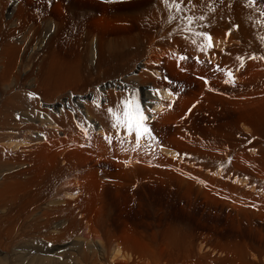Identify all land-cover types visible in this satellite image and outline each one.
Segmentation results:
<instances>
[{
	"label": "bare ground",
	"instance_id": "bare-ground-1",
	"mask_svg": "<svg viewBox=\"0 0 264 264\" xmlns=\"http://www.w3.org/2000/svg\"><path fill=\"white\" fill-rule=\"evenodd\" d=\"M75 1L76 3L80 2L83 4V1L87 2L89 0ZM75 6L77 5L75 4ZM1 10L0 7V19L3 17ZM168 12L169 17H167L168 20H170L171 11ZM18 15L19 13H17L15 5L11 10H8L7 17L9 19L13 17L11 21L12 27L18 25L20 22L16 18ZM138 16L141 17L142 21L147 19L148 24H143V26H141L142 28L138 27L141 29L140 33L134 34L142 37L139 38L141 39V42H138L139 46H135V48L137 47V50L134 48L135 51L132 53L133 48H130L132 50H129V53L126 52L127 54L125 55H127V60L130 63L131 60L136 59V56L139 55V50H142L140 58L144 57L140 60L137 59L138 61L133 63L132 66L129 65L130 67H126L127 69L129 68L126 70V74L123 76L119 75L120 77L117 76L118 78L113 76V78H110L111 75L109 77V63H111L112 60L109 63L106 61L110 56L108 58L106 57L103 45L106 43L108 48L111 46L113 47V45L117 43L116 40H119V38L94 36L93 33L90 32L91 29H89V31L85 33L84 40L81 41L80 48L75 49L77 47L70 46L72 45L71 40L76 36V31H63V28H61L63 27L61 20L58 19L56 21L48 18L46 23L42 25V28H53L52 31L62 29L64 34L63 37L66 42L65 46H69L76 50L74 51L77 53L75 58L80 61L82 68H79L80 70H77L76 66L75 68L82 73V75H79L82 77L80 80L76 77L77 79L75 78V81L72 80V83L68 86H66V84L63 86L67 81L71 82L72 78L69 76L68 71H63L65 74L62 75L60 71L61 69H57L56 71L49 70L50 67L55 65L58 67L56 64L58 59H55L50 52L46 54V46L44 45V42L43 49L35 51L34 53L37 55L38 53L45 52L42 57L43 59L46 57V59L43 65H41V62H38L33 67L30 66L33 69L28 68L29 72L32 71L33 75L36 73L37 75L36 77L33 76L35 79H31L30 83L28 82L29 85H27V87L23 85L24 83L22 82L25 75L23 74L24 76L21 77L22 73L20 74V69L23 66H27L25 63L26 57L22 54L23 50H25V45L23 43L14 44L15 40L10 41L9 38L1 43L0 80L4 81L11 78L14 93L12 96L5 97L3 101L0 100V121L1 119H8L12 123L6 122L4 124L14 125L11 129L13 132L16 131V133L14 132L16 137L22 139L21 141L27 137L33 145L31 150L32 156L27 158L23 155H16L13 152H8V150L4 148L5 146L0 144V264H112V262L109 263L108 261L109 257L110 259L112 257L113 260L115 258H120V256L124 259L117 261L115 264H264V246L261 244L264 240V236L262 235L261 230H257V226H254L258 231L256 239L257 242L260 241V243L256 244L257 242L255 241L256 245H254L251 241L249 242V240H247L249 236L243 241L241 238L243 239L244 236L239 238L240 241H242L240 242L239 239L236 238L238 237V233H234L237 240L230 237L234 241L230 240L232 241H229L230 243L226 242V244L223 245H214L216 247L213 248L219 250L218 256L212 254L209 250V252H201V249L195 251L191 246L190 247L193 251L192 249L191 251H188L187 246L191 243L184 245L187 247V251H184L183 249V254H178V249L180 247L177 249V253L173 252L172 249L170 253L168 251L169 244L167 245L166 242H163L162 244L159 242L162 246L160 247L153 245L154 241L153 243H150L152 241L148 240V242L145 240L142 233L133 237L132 234L127 232L128 226L125 225L123 227L120 226L121 228H119V230L121 229V232L112 231L113 233H111V227H109L110 225L108 226V224H111L112 226L116 223L112 224V219L108 216L110 208L108 209L107 207H109L113 201L111 198L112 202L110 203L107 199L109 205L106 202L107 200L105 201L104 196L106 188L110 190V192H113L114 198L118 200L120 199V202L117 200L119 203L123 202L124 204L118 206L117 216L119 221L116 220L122 222V214L124 217H127L128 213L129 216L131 214H129L131 209L130 207L127 209V205L129 204H127L128 198L125 197L126 200H122L123 198L121 199L120 189L127 188L134 183H140L149 179H153V181L160 179V181H158L160 184L163 183V181L167 182L168 188L171 187V185L173 186L174 183L175 185L177 183L178 186L176 188H179L178 190L181 191V197H185V199L192 195H195V197L201 195L204 199L207 198V200L210 199L212 201L227 203L233 206V208H237L241 214L243 213L250 217L253 216L251 217L252 219L259 217L260 219H257L264 220V199L255 197L254 195H257V193H247L241 185V182H237L234 178L241 177V179H243L246 177L250 178L251 181L252 179H264V152L260 151L264 148V58H262L264 57V46L257 44L259 38L264 40V33L261 31H255L253 34H247L249 36L248 38L251 39H246V36L242 41L239 36L237 37L230 33L225 35L227 31H225L224 28L221 30H215L213 31L215 35H222L220 37L227 36L229 41H232L230 42V46H227L218 52L212 47H205L202 49V47L199 46L196 48V46L207 41L204 37L195 35V33L202 32L193 31L188 20L170 21L169 25L165 27L164 23L162 26V19L159 18L158 13L155 11L154 13H148L145 10H141L138 12ZM161 17H163V14ZM164 17L166 19L165 15ZM215 20L218 23L220 22L217 19ZM97 22L96 19L95 23ZM99 23L100 22H98V24ZM208 23H210V21L205 20L198 25L200 26L201 24ZM221 23L222 22H220V24ZM158 26L159 28H157ZM3 27L4 26L2 25V28ZM163 27H165L164 31L175 30L176 32L161 36V39L160 36H157V29ZM4 28L2 30H5ZM39 28H41V26H38V29ZM96 28H98V26ZM23 30L24 29H22V31ZM49 31L50 30H48V32ZM80 33H84V31ZM21 35L24 36L23 39L31 36L30 32H23ZM82 35H80V37ZM128 36L129 35H127V37ZM14 37H17V33H14ZM135 38L136 37L133 39ZM173 38L179 40L178 47H174L170 44V41ZM94 39H97L96 46H94ZM127 40L128 39L125 41ZM6 42H8L9 45L7 44L6 46ZM73 42L75 43L74 40ZM131 42L129 44L134 43ZM122 43L125 44L124 42ZM123 44L122 46H124ZM214 44L216 45V43ZM120 48L124 50L125 46L124 48ZM120 48L118 49L121 50ZM26 50H28V48ZM63 52L65 53V51ZM109 52H111V50ZM185 54H188V58L184 57ZM203 54H206V58H198V55ZM181 57L184 58L181 59ZM61 59L62 58H60V60ZM64 60L63 63H65ZM70 62L67 65H71ZM91 63H93L94 68H91L92 66L89 67ZM126 64L129 63L127 62ZM114 66L117 67V64L115 65L114 63ZM216 66L219 67L216 68ZM37 67L38 70L36 71L34 68ZM70 70L72 71V69ZM229 70L233 73L231 78L227 75ZM53 74L57 77H53ZM168 75L170 78H176L178 82L184 81V86L176 87L178 91H175L168 81ZM72 77L74 79V74ZM96 79L98 80L96 81ZM82 80H84V83H81ZM60 84H62V86H59ZM228 84H230V86H228ZM2 85L4 84H1L0 86ZM165 87L168 90L161 92L162 88ZM10 92L11 91L8 93L10 94ZM170 94L173 95V97L170 96ZM141 95H143V97H141ZM0 96L2 97L1 94ZM129 96L138 100L144 114L150 115L152 117V123L154 122L158 125V128H162L156 130L157 135L155 136L157 137L152 143L160 140L161 133L166 134L167 124L178 116L177 113L185 117H204L205 113L208 112L207 110H209L208 105L211 102L210 99L214 101L213 111L216 109L215 105H218L221 109H219L221 114L225 115L226 119L228 118L227 116H229L230 122L228 124H215L213 126H209V124L205 123V126H208L205 127V131H207V133L209 132V136L217 138L218 135L221 136L225 132L228 133L225 129V132L223 131V127L228 125L229 128L227 127V129H230V127L232 128V126L233 129L236 127V130H231L229 133H238L239 130H243V127H245L248 129L249 134L253 133V137L248 135L250 138L247 136L245 139V135H242L244 132L243 130L240 138L236 141L230 143L220 142V144H217L214 141L208 140L207 133L205 132V139L201 137V140L191 139L189 141L191 145L197 146L200 149V158L189 155L185 144L182 142L174 143L173 146L166 147V152H170L169 155H173L176 151L179 153V156L182 154L184 155V160L191 161L189 167L200 168H186L184 166H179L177 162L169 161L167 159L155 160L153 154L159 153L161 150L153 152L152 147L148 150L146 145L141 143V141L139 142V146H137L134 133L129 136L127 131L123 128L113 127L115 121L112 119V116L108 113L107 109H116L117 106L120 105V102ZM169 96L171 98H167ZM163 98L168 99L164 105L165 108L156 112L153 111L152 109L154 108L152 107L160 106L161 103L157 102L162 101ZM6 100L8 102H4ZM10 102H12V106L9 105ZM40 103H42V106H40ZM8 106H11V111H9L10 109H8ZM24 107H28V109L31 107V109L22 112V108ZM188 108H190L191 114L187 112ZM5 111L6 115H3L2 113ZM18 111H21L22 115L27 114L28 119L25 117L26 121L24 120V122H22L23 117L18 118L20 115H18ZM11 113H13V115ZM69 113L72 116L75 114L80 117V120H83L82 124H77L76 126L77 133L70 128L73 125V121L71 120L72 117H70ZM60 114H62V116L59 118L58 115ZM208 114L209 113H207V115ZM212 114L214 113L212 112ZM218 115L219 114H217V116ZM220 115L219 117H221ZM56 119H60V122ZM209 119L211 120V118ZM221 121L225 120L221 119ZM28 128L30 133H28ZM66 130H68V133H66ZM86 131L88 133H85ZM194 131L198 134L203 133L199 129H195ZM4 133L1 132V134ZM8 138L6 137V139ZM2 139L0 138V140ZM85 139L87 143L81 144ZM121 139H124L125 141L123 142ZM108 140L112 144L111 151L115 152L114 156H111V153L109 152L110 150L105 147V143L109 144ZM148 140H150V136ZM92 142H95L96 144L90 145ZM13 144L15 145V142ZM26 144L27 143H25V145ZM25 152H30V150H26ZM55 152H59L58 156L54 154ZM232 153H234L233 155L235 156V159L228 158ZM12 154L16 158L12 157ZM212 156H215V158L217 157V160H219L213 163L215 159L213 158V161L209 163L208 161L211 160ZM168 158L177 160L171 157ZM21 159L25 160L19 162L18 160ZM99 160L111 161L115 166V171L107 174L106 184L105 181H103L104 179L99 177L98 171L95 168H86L88 162H99ZM202 162H204L205 165L202 164ZM228 162L233 166H229ZM246 164L248 169L244 171L248 172V174L250 173L249 176L245 175L241 170H234V167H242L241 169H243V166ZM219 168H222V173L218 172ZM82 171H85V173H79ZM73 178H77L80 181V187L75 186V183L72 182ZM166 178H169L170 180ZM39 179L44 186L46 185L45 188L47 190L46 192L42 191L44 193L41 192L42 194H45L44 196L41 195L43 196L42 198L35 195V188L37 186L36 180ZM58 179H60L61 184L56 183L57 185L55 186L54 180L58 182ZM241 179L238 178L237 180ZM150 181L148 183H151ZM151 184L152 186L154 185L153 183ZM10 185L13 188H10ZM133 186H135V184ZM30 188L31 190L34 189L35 194L32 192L30 193ZM53 190L55 191V197L51 196ZM68 190L77 191L74 192L75 194H69L70 196L68 195L69 198L67 199L66 194L68 192L66 191ZM74 202L77 205L73 206L72 204ZM195 202H197V199ZM202 202L203 201L201 200L199 203ZM138 209L141 213V208L139 207ZM143 209L144 208H142V210ZM158 210L154 211L158 213ZM182 211L185 214V211ZM193 213L191 214L193 215ZM245 217L243 220H245ZM138 218L135 216L134 219L139 220ZM146 222L148 221L146 220ZM146 222L144 220V223ZM123 223L126 224V222H122V224ZM144 223L142 224L143 226ZM134 224L137 226L136 222H134ZM165 224L167 223L165 222ZM202 224L205 225L204 223ZM152 225L153 224H151V226ZM156 225H153V227ZM262 225L264 226V224H261V226ZM130 227L131 226H129V228ZM165 227L168 228L169 226ZM234 227L236 228V226ZM251 227H249V229ZM133 228L134 227H132V229ZM171 228L173 227L171 226ZM249 229L248 231H250ZM137 230H140V228ZM165 230L167 234L163 235L161 238L162 241L165 239L169 241V237L172 236L170 233L179 231V229L177 231L174 229L175 231L173 232V229H171V232L168 233L167 229ZM148 231H150V228ZM240 233L241 232H239V234ZM168 235L170 236L168 237ZM224 235L226 236V234ZM199 237L201 236L199 235ZM199 237L197 239H199ZM208 237H210V235ZM253 237L256 236L254 235ZM171 238L173 243H175L177 239H180L179 237L175 240L173 237ZM223 239L226 240V238ZM225 240L223 241L225 242ZM185 242H181V244ZM174 245L178 244L176 243ZM206 246L207 245L205 244V247ZM172 253L176 255L173 256L171 255ZM254 258H257V260Z\"/></svg>",
	"mask_w": 264,
	"mask_h": 264
},
{
	"label": "rangeland",
	"instance_id": "rangeland-1",
	"mask_svg": "<svg viewBox=\"0 0 264 264\" xmlns=\"http://www.w3.org/2000/svg\"><path fill=\"white\" fill-rule=\"evenodd\" d=\"M180 2H181V9L182 10L180 12H177L174 7H168V6H166L165 0H92V1L89 0L87 2L86 1H83V4L80 3V2H77L76 3L75 0H0V7L2 9L1 12L3 14V17H1V19H0V24L2 23L0 25V45L7 38H9L10 41H14L15 40L14 41V44L23 43L25 45V50H23L22 54H23L24 57H26L25 59L27 60V62L25 60V63L27 64L28 67L27 66H25V67L23 66L20 69V74L22 73L21 74V77H23L25 75L23 77L24 80H22V82L24 83L23 85H25L27 87V85H29V83H30V80L31 79H35V78H33V76L36 77V75H37V73L35 75H33V72L32 71L29 72L28 68L33 69L31 67H33L38 62L39 63L41 62V65H43V63H44V61L46 59V57H44V59L42 57V56H44L45 52H42L43 54L42 53H38L37 55H35V53H34L35 51H40L41 49H43V42H44V45L46 46V49L44 47V49L46 50V54L50 52V54L55 59H58L57 61L55 60L56 61V64L58 65V67L55 65L53 67H50V68L47 67V68H49L50 71H56L57 69L58 70L61 69L60 71H61L62 75L65 74L63 71H65V72L68 71L69 72V76L72 78L71 79V82L69 81L70 82L69 83L67 81V83H64L63 84V86H65V84H66V86H68V85H70L72 83V80L75 81L77 79L76 77H78L79 80L82 77V76H79V75H82V73H80V71H77L79 68L80 69L82 68V65H81L80 61L75 58L77 56V53L74 52V51H76V50H74V48L72 49L70 47L75 46V47H77L75 49L80 48V44L82 43L81 41L84 40L85 33L88 32L89 29H91L90 32L93 33L94 36H99V37L102 36V37H105V38L106 37L119 38V40H116L117 43H115L113 45V47L111 46L110 48H108V46L106 45V43H104V45H103L104 51L106 53V57L108 58L110 56L108 58L109 60L106 59V61L109 63L112 60V62H113V63L112 62L109 63V68H110L109 77L111 75L110 78H113V77L118 78L120 76L125 75L126 74L125 72H127L126 70L129 69V68L127 69L126 67H128L129 65L132 66L133 63H135L136 61H138V60H140V59H142L144 57L143 56L142 58H140L141 57L140 54H142V50H139L138 51V54L139 55L136 56V59L131 60V63H130L127 60V55H125V54H127L126 52H128L129 50H132L130 48H133V50H132V53H133L135 51L134 50L135 46H137V47L139 46V43L138 42L141 40L139 38H142V37L140 35H134L135 33H140V30L141 29H139L138 27L142 28L141 26H143V24H148L147 19H145V20L142 21L141 20V17L138 16V12H140L141 10H145L148 13H154V11L157 12L159 18L162 19V21H161L162 26H163V23H164V26L165 27H167V25H169V22L170 21H174V20H188L187 19L188 17H192V20H191L190 24H191V28H192L193 31L207 33L208 35L213 34L214 36H218V37H220L222 35H215L213 33V31H215V30H221L222 28H224L225 31H227L225 33V35H228L230 33L231 35H236L237 37L239 36V38L242 41L245 39L246 36H247L246 39H251V38H248L249 37L248 35L253 34L255 31H261L262 33H264L263 32L264 31V0H254V2H253V0H180ZM168 3L171 4L172 3V0H168ZM2 4H3V6H2ZM75 4L77 6H75ZM127 4H128V6H127ZM14 5L17 8V13H19V15L16 18L20 22L18 23V25H15V26L12 27L11 21H12V18L13 17L11 19H9L7 17V13H8V10H11L12 7H14ZM168 11H171L170 20H168V17H169V12ZM162 14H163V17H161ZM164 15L166 16V19H165ZM48 18H50L52 20L54 19L56 21H57V19L58 20H61V24L63 26L61 28H63V31H70V30H71V32L72 31H76L75 32L76 33L75 34L76 36H75V38H73V40L75 41V43L73 42V40H71V44L72 45L70 47L69 46H65L66 42H65V39L63 37L64 34H63L62 29L61 30H53L52 31L53 28H49V29L42 28L43 27L42 25L44 23H46V21H47ZM96 19H97L98 22H100L99 24H98V22L95 23L96 22ZM99 19H101V20H99ZM215 19L219 20L222 23L221 24H220V22L218 23ZM2 20H4V21H2ZM205 20L210 21V23H208V24H201L200 26L198 25L200 23H203ZM92 21H94V22H92ZM90 22H92V23H90ZM107 24H109V25H107ZM2 25L5 27V28L3 27L5 30H2L3 29L2 28ZM38 26H41V28L38 29ZM94 26H95V28L98 26V28H96L97 30L94 28ZM24 27L26 28V30H25ZM101 27H102V29H101ZM165 27L160 28V29H157V28H159V26H158L156 28L158 30L157 31V36H160L161 39H162L161 36H165V35H168V34H173V33L176 32L175 30L164 31L165 30ZM22 29H24V30L22 31ZM92 29H94V30H92ZM38 30H40V31H38ZM48 30H50V31L48 32ZM6 31H7V33H6ZM83 31H84V33H80V32H83ZM23 32H30L31 36L29 38L23 39L24 36L21 35ZM14 33H17V37H14ZM18 35H21V36H18ZM80 35H82V36L80 37ZM127 35H129L128 36L129 38L127 37ZM138 36H140V37H138ZM79 37H80V39H79ZM134 37H136V38L133 39ZM224 37L225 36L220 37V38L223 39ZM120 38H122V39H120ZM124 38H125V40L128 39L127 40L128 42L125 41ZM130 38H131V41L134 42V43H132L130 41ZM62 40H64V41H62ZM134 40L135 41L137 40V41L135 42ZM52 42H53V44H52ZM122 42H124L125 44H123ZM130 42L132 44H129ZM230 42H232V41H230ZM7 44H8V42L5 43L6 46H7ZM27 44H28V47H27ZM122 44L125 46V48H124V46H122ZM170 44L172 46H174V47H178L179 40L177 38H173L170 41ZM229 44H231V43H229ZM257 44H259L260 46H264V40L263 39L261 40L259 38V42ZM77 45H79V46H77ZM96 45H97V39H94V46H96ZM202 45H204V43L201 44V45L196 46V48L199 47V46H202ZM117 46H118V48L123 47L124 50L121 49V48H120L121 50H119L117 48ZM105 47H106V50H105ZM137 47L135 48L136 50H137ZM27 48H28V50H26ZM58 50H60V51H58ZM110 50H111V52H109ZM63 51H65V53ZM79 51H80V49H79ZM58 52H59V54H58ZM30 54H31V56H30ZM35 57H36V59H35ZM184 57L185 58H188V54H185ZM60 58H62V59L60 60ZM123 59H125V60H123ZM34 60H35L36 63L34 62ZM63 60L65 61V63H63ZM125 61H127L129 64H126L127 62H125ZM31 62H32V64H31ZM69 62H70L71 65H67V64H69ZM114 63H115V65L117 64V67L114 66ZM212 63H214V62H212ZM72 64H73V66H72ZM112 64H113V66H112ZM59 66H60V68H59ZM75 66H76L77 70H76ZM89 67L94 68L93 67V63H91L89 65ZM218 67L219 66H216V68H218ZM69 68L72 69V71ZM111 68H113V69H111ZM34 69L37 71L38 70V67L37 68H34ZM131 70H132V68H131ZM68 72H67V74H68ZM73 74H74V79L72 77ZM53 77H57V76L55 74H53ZM168 77H169V75H168ZM91 78H93V77H91ZM172 78L169 77L168 78V81H169L171 87L175 91H178L177 90L178 86H184V83H185L184 81L178 82V80L176 78H173L174 80ZM97 80L98 79H96V81ZM0 81L2 82V83L0 82V85L1 84H4V85H2L3 87L0 86L1 91L2 92L5 91L4 93H2L0 91L1 92L0 94L2 95V97L0 96L1 97L0 100L3 101L5 97L12 96V94L14 93V87L12 85L11 78L10 79L8 78V79L4 80L5 82L2 81V80H0ZM83 81L84 80H82V82L81 81L80 82L81 83H84ZM94 81H95V79H94ZM59 86H62V84H60ZM228 86H230V84H228ZM3 89H5V90H3ZM8 89H9V91H11L10 94L8 93L9 92ZM77 89H79V88H77ZM167 90L168 89L165 87V88H162L161 92L162 91H167ZM5 93H6L7 96L5 95ZM170 96L173 97V95H171V94H170ZM170 96L167 97V98H171ZM141 97H143V95H141ZM167 98H165V99L163 98L162 101H158L157 102V103H161L160 104L161 108L158 105V106H153L152 108H154V109H152V108L151 109L153 111H155V112L164 109L165 108L164 105L166 104V100H168ZM210 100H211V102L208 105L209 110H207L208 112L205 113V116L204 117H194V116L185 117V116H181V115H179V113H177L178 116L175 119H172L167 124V126H166V134L161 133V135H160V137H161L160 140L165 141L166 147L167 146H173L174 143L182 142V143L185 144V147L187 148L189 155H192L193 157H199L200 158V149L197 146L191 145L189 143V141L191 139L201 140V137L203 139H205V137H206L205 135L207 133V131H205V127H208L207 125L205 126V123L209 124V126H211V125L213 126L215 124L216 125L223 124V123L224 124H228L230 122L229 116H227L228 118L226 119V116L221 114V112H220L221 109L219 108L218 105H215V107H216L215 110L216 111L215 110L213 111V102L214 101L212 99H210ZM4 102H8V101L6 100ZM157 103H155V104H157ZM11 104H12V102L9 103V105H11ZM11 106H8V109H10L9 111H11V109H12ZM40 106H42V103H40ZM24 108H22V112L23 111H28V110L31 109V107H29L30 109H28V107H26L25 109ZM19 110H20V108H19ZM187 112H189V114H191L190 108L187 109ZM212 112L215 115L212 114ZM207 113H209V114L207 115ZM216 113L219 114V115L221 114L220 115L221 117H219V115L217 116ZM2 114L3 115H6V111L3 112ZM11 114L13 115V113H11ZM18 115H19L18 118H22L23 117L22 118V122H24V120L26 121V119H28L27 114L22 115L21 111H18ZM69 115H70V117H72L71 120L73 121V125L70 128L75 133H77L76 126H77V124L78 125L82 124L83 123V120H77V118L73 117L70 113H69ZM144 115L147 117V120L145 121V124L151 130V136H150V140H148L149 136L145 135L144 137L141 138L140 141H141V143H144L146 145L147 149L149 150L151 148L150 141L152 142L157 137V136H155V135H157L156 130L162 129V128H158V125L157 124H155L154 122L152 123V117L150 115H146V114H144ZM58 116L60 118V116H62V114H60ZM25 117H26V119H25ZM209 118H211V120ZM221 119L222 120H225V121H221ZM1 121H0V123H1L0 124V134H1V132H3V133L5 132L4 133L5 135L4 134H1L0 138L1 139L3 138V139L0 140V144L2 146H5L4 148L7 149L8 152H11V153L13 152L16 155H23V156H25L27 158H30L32 156L31 150H32L33 143L27 137L24 138L23 141H21L22 139H18L16 137V135H15L16 131H14L15 132L14 133L12 131V129H11L14 125L4 124L6 122L7 123H12L8 119H5V120H2L1 119ZM57 121L60 122V119L57 120ZM225 126L223 127V131L225 129L228 133H226L224 131L225 133H223V135H221V136L218 135L217 138H215V137L209 136V134H208L209 132H208L207 133L208 140L214 141L217 144H220V142L230 143V142L236 141L238 138H240L241 132H243V130H244V132L242 133V135L243 134L245 135L244 136L245 139H246V137L248 135L249 136L251 135V137H253V133H250L249 134L248 129L245 128V127H243V130H239L238 133H234V132L233 133H229V132H231V130L232 131L236 130V127L233 129V126H232V128L230 127V129H227V127L229 128V126L228 125H225ZM195 129H199L203 133H199L198 134L197 132L194 131ZM27 130H28V133H30L29 128ZM245 131H246L247 134L245 133ZM66 133H68V130H66ZM85 133H88V132L86 131ZM11 136H13L14 138L11 137ZM6 137L7 138L9 137L10 139L9 138L6 139ZM119 138H122V137H119ZM121 140L123 142L125 141L124 139H121ZM142 140H144V141H142ZM163 141L159 142V144L160 143H163ZM14 142H15V145L13 144ZM108 142H109V140H108ZM156 142L157 141H155V143ZM22 143H24V144H22ZM25 143H27V144L25 145ZM86 143H87L86 142V139L81 142V144H86ZM95 144H96L95 142H92L90 145H95ZM105 147H107V149L110 150L109 152L111 153V156H114L115 155V152L111 151V149H112L111 142H109V144L105 143ZM24 150L25 151L26 150H30V152H25ZM160 150L163 151L162 149H160ZM161 151L159 153H154L153 154L155 160H157V159H167L169 161L177 162V164L179 166H184L186 168H191V169H193V168H200V167H189L191 161H188V160L181 161V160H179V158H182V156H184L183 154L180 155L178 158H174V153H173V155H169L170 152L167 153L165 151L166 154H164ZM58 153L59 152H55L54 154L56 156H58ZM233 154L234 153H232L231 155H229L230 157H228V158L229 159H232V158L235 159V156ZM12 157L16 158L15 156H13V154H12ZM168 157H171V158H174V159H177V160H172V159H170ZM213 158H215V156H212L211 157V160H209L208 162L211 163L213 161ZM215 159H216V161H215ZM215 159H214L213 163L214 162H217L219 160V159L217 160V157ZM22 160H25V159H21V160H18V161L20 162ZM113 164H112L111 161H108V160H99V162H93V163L90 161V162L87 163V167L86 168H95L98 171L99 177L101 179H104L103 181H105V184H106L107 183V181H106L107 180V174L109 172L115 171V168H114L115 166ZM202 164L205 165L204 162H202ZM228 164H229V166H233L230 162H228ZM247 164H252V163H247ZM247 164L245 166H243V169H241L242 167H237V168L234 167V170L235 171H236V169L241 170V172H243L245 175L249 176L250 173L248 174V172L244 171V170H247L248 169ZM218 172L219 173H222V168H219L218 169ZM79 173H82L83 174V173H85V171H82V172H79ZM234 178H235V180L237 182L240 181V180H237L238 178L241 179V177H234ZM166 179L170 180L169 178H166ZM58 180H57L58 182H56V180H54V185L55 186L57 184H61L60 179H58ZM150 180L151 179L144 180L143 182H140V183H134L135 186H133L134 185L133 184L132 186H129L127 188L126 187L125 188H122L123 190L120 189V197H121V199L123 198L122 200H126L125 197H127L128 200H129V201L127 200V204L128 203L130 204V205L129 204L127 205V209H129V207L131 209L129 211V214L131 213L129 216H128V213H127V217H124V215L122 214L123 218H121L122 219L121 221L122 222H126V224L125 223L122 224V222H118L119 220H118V216H117L118 215V213H117L118 212V206L120 204L124 205L123 202L119 203L120 202V199L118 200V199L114 198L113 192L112 191L110 192V190H108L106 188V190H105V196H104L105 201L107 199L110 201V203L113 201L112 204H110L112 207L109 205L108 200L106 201L108 203V205H109V207H107V208L108 209L110 208V211L108 212V216H109V218L112 219V224H115L116 223L115 225H112V226H111V224H108V226L110 225L109 227H111V228L114 226L112 228L113 230L110 228L111 233H113L112 231H114V232H117V231L119 232L120 231L121 232V229L119 230V228H121V227H123L125 225V226H128L127 227V232H129L130 234H132L133 237L136 236V235H138L139 233H142L143 236L145 237V240L152 241L150 243H153V241H154L153 245L160 246V247H162L161 244L163 242L164 243L166 242L167 245L169 244L168 246H169V249L170 250L168 249V251L170 253H171V249H172L173 252L177 253V249L180 247L178 249V254H180V253L183 254L184 252L182 250L184 249V251H187V247H188V251L189 250L191 251L192 248H194L195 251L201 249L200 250L201 252L202 251H208L209 250L210 252H212V254L217 255V256L219 255V252H218L219 250L213 248V247H216L214 245L216 244L218 246V245L226 244V242L228 243L230 240H232L230 237H232L234 240H237V239H239V238H241V237L244 236L243 239L241 238V240L243 241L244 239H246L249 236L247 238V240H249V242L251 241V243H253L254 245H256V244L260 243V241L258 240L259 242H257V239H256L257 236H258V234H257L258 231L257 230H261L262 231V235L264 236V230H262V229H264V226L263 225L261 226V224H264V220L263 221H262V219L259 220L260 219L259 217H257L259 219H257L256 217L252 219L251 217H253V216L250 217V216L244 215L243 213H242L243 214L242 215L237 210V208L235 209V207L233 208V206H231V205H229L227 203L220 202V201H212L210 199H208L209 200L208 201L207 198H205L206 199V201H205L204 197L201 196V195H197L196 197H195V195L194 196L192 195L191 197L193 199L190 196H189L190 199L189 198H186L185 199V197H181L182 195H181V191L178 190L179 188H176L178 186L177 183H176V185L174 183L173 186L171 185V187L168 188V183L167 182H164L163 181V183L160 184L158 182V181H160V179L159 180H154L155 182L153 181V179L151 181ZM263 180L264 179H259V180L258 179H252V181L251 180L250 181L249 180L244 181L243 182V185L244 186L246 185L245 188H244V190L247 193H251V194H256L257 193V195H254L255 197H260V198L264 199V181ZM149 181L151 183H153L154 185L152 186L151 183H148ZM72 182H74L75 183V186H77V187H80L81 186V183H80V181L77 178H73ZM251 182L254 184V187H253V184ZM36 185H37L36 188H35L36 194L34 192V189L31 190V188H30L29 191H30V193L32 192L36 196L42 198L45 195V194H42V193H44V192L47 191L46 188H45L46 185L44 186V184L40 181V179L39 180H36ZM255 185H256V188H255ZM156 186H160V187H156ZM9 187L10 188H13L11 185ZM38 187H40V188H38ZM114 187H115V185H114ZM116 187H118V186H116ZM247 189H248V191H247ZM42 191H44V192H42ZM76 191L77 190H68V191H66V192H68L66 194L67 199L70 196L69 194H71V193L72 194H75L74 192H76ZM63 192H65V191H63ZM109 194H110V196H109ZM41 195H43V196H41ZM76 195H77V193H76ZM111 195H112V197H111ZM22 196H23V194H22ZM51 196L52 197H55L56 196L54 190L51 192ZM107 196H109V197H107ZM200 196L203 197V198H201ZM147 197H149V198H147ZM111 198H112V201H111ZM113 198H114V200H113ZM134 199H135V201H134ZM183 199H184V201H183ZM196 199H197V202L198 203L195 202ZM201 200L203 202L202 203H199V202H201ZM152 201H154V202H152ZM188 201H189V203H188ZM137 202L140 205H138ZM149 202H152L153 205H152V203H149ZM208 202H210V203H208ZM160 203H161V205H160ZM210 204H211V206H210ZM72 205L75 206L77 204L74 202ZM139 207L141 208V213L139 212L140 211L138 209ZM178 207H180V208H178ZM188 207H190V208H188ZM112 208H114V209H112ZM142 208H144V209L142 210ZM145 209H146V211H145ZM154 210L155 211L158 210V213L155 212ZM161 210H162V212H161ZM182 210L185 211V214H184V212ZM142 211H143V213H142ZM237 212H239V213H237ZM137 213H138V215L139 214H141V215L138 216ZM144 213H145L146 216L145 215L143 216ZM191 213H193V215ZM131 216H133V217H131ZM135 216H136V218L139 217L138 218L139 220H137V219L135 220L134 219ZM159 216H160L161 219L159 218ZM242 216H244V217L246 216L245 217V220H243L244 217H242ZM143 218H147V219H143ZM202 218H203V220H202ZM148 219H150V220H148ZM113 220H114V223H113ZM116 220H118V221H116ZM141 220H143V221H141ZM144 220H145V222H146V220L148 222L144 223ZM250 220H252V221H250ZM134 222H136V225L137 226H135ZM139 222H140V224H139ZM141 222L144 223V226L145 227L142 225L143 223H141ZM159 222L161 223L162 226L160 225ZM165 222L167 224H165ZM233 222H234L235 225L233 224ZM169 223L172 224V225H170ZM202 223H204L205 225H203ZM256 223H257V225H256ZM117 224H119V225H117ZM138 224H139V226H138ZM151 224L156 225L155 226L156 228L153 227V225L151 226ZM259 224H260V226H259ZM240 225H242V226H240ZM129 226H131L130 227L131 229H132V227H134L132 229V231L129 228ZM165 226H167V227L169 226V227L166 228ZM171 226L173 228H171ZM234 226H236V228ZM245 226H246V229H245ZM254 226L255 227L257 226L258 229L256 230V228ZM137 227H139L140 230H137V229H139ZM148 227L150 228V231H148L149 230ZM229 227H231L232 230ZM247 227H248V229H249V227H251L249 229L250 231H248ZM134 229H135V231H134ZM165 229H167L168 233L171 232V229H173L172 230L173 232L175 231L174 229H176V231L179 229V231L174 232V233L171 232L170 234L172 236L168 235V237L170 236L169 239H168L169 241H167V239H165L164 241H162L161 238L163 237V235H166L167 234V232H166ZM154 230H155V232H154ZM163 231H165L166 233L163 232ZM133 232H136V233H133ZM239 232H241V233L239 234ZM159 233H161L162 235L159 234ZM234 233L235 234L238 233L239 234V235L237 234L238 237H236V235H234ZM247 233H250V234H247ZM158 234H159V236H158ZM208 234L210 235V237H208L209 236ZM224 234H226V236L228 234L229 235L226 237ZM154 235H156V236H154ZM199 235L201 237H199ZM254 235L256 237H253ZM223 236H225V237H223ZM159 237H160V240H159ZM171 237H173L174 240L179 237L181 239V241H180V239H177L176 242L173 243V240H172ZM198 237H199V239H203V240L197 239ZM222 237L223 238H226L227 241L225 239H223ZM228 237H229V239H228ZM219 238L220 239L222 238V239L220 240ZM197 240L199 241V243H198ZM223 240H225V242ZM234 240H232V241H234ZM215 241H216V243H215ZM232 241H230V242H232ZM239 241H240V239H239ZM242 241H240V242H242ZM159 242L161 244H159ZM179 242H180V244H179ZM181 242H185V243H182L181 244ZM210 242H211V244H210ZM176 243L179 246L178 245H174ZM188 243H191L192 245L190 244L187 247H185L184 245H186ZM193 243H194V245H193ZM205 244L208 247L207 246L205 247ZM261 244H262V246H264V240L261 242ZM172 245L175 246V247H173ZM181 245L184 246V247H182ZM198 245H200V246H198ZM181 247H182V249H181ZM192 251H193V249H192ZM166 252H165V255H166ZM169 252H167V253H169ZM171 255L175 256L176 254L174 255L172 253ZM123 259L124 258H122L121 256H120V258H115L113 260H112V257H111V259L109 257L108 261H109V263L112 262V264H115L117 261L123 260ZM254 259L257 260V258H254Z\"/></svg>",
	"mask_w": 264,
	"mask_h": 264
},
{
	"label": "snow or ice",
	"instance_id": "snow-or-ice-1",
	"mask_svg": "<svg viewBox=\"0 0 264 264\" xmlns=\"http://www.w3.org/2000/svg\"><path fill=\"white\" fill-rule=\"evenodd\" d=\"M165 4L168 7H174L177 12H180L182 10L180 0H172L171 4L168 3V0H165ZM187 19L190 23L192 17H188ZM195 35L204 37V39L207 41L206 47L210 48L213 46L211 43V37L207 33H195ZM201 47L203 49L205 45H202ZM183 58L184 57H181V59ZM227 75L231 78L232 73L230 70L227 72ZM107 111L115 121L113 127L123 128L127 131L129 136H131L133 133L135 134V141L137 146H139V142L142 137H144L145 135L151 136V130L145 124L147 117L144 115L139 101L134 99L132 96H129L128 98L122 100L120 102V105H118L116 109L108 108Z\"/></svg>",
	"mask_w": 264,
	"mask_h": 264
}]
</instances>
